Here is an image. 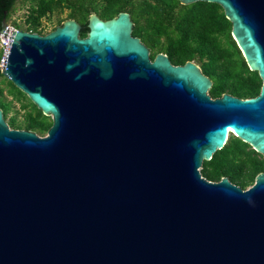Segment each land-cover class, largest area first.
Here are the masks:
<instances>
[{
  "label": "water",
  "instance_id": "water-1",
  "mask_svg": "<svg viewBox=\"0 0 264 264\" xmlns=\"http://www.w3.org/2000/svg\"><path fill=\"white\" fill-rule=\"evenodd\" d=\"M195 1L221 6L257 95L151 59L125 11L90 13L84 37L73 18L11 31L0 73L51 125L0 108V264H264V171L246 188L200 172L230 134L264 159V0Z\"/></svg>",
  "mask_w": 264,
  "mask_h": 264
},
{
  "label": "trees",
  "instance_id": "trees-1",
  "mask_svg": "<svg viewBox=\"0 0 264 264\" xmlns=\"http://www.w3.org/2000/svg\"><path fill=\"white\" fill-rule=\"evenodd\" d=\"M17 0H0V24L7 20ZM28 3L26 29L42 32V18L54 11L67 9V18L81 24L80 36L87 33V17L96 13L102 19L128 12L133 21L132 35L149 48L151 57L165 53L173 64L187 60L196 62L212 80L208 90L212 97L224 92L247 98L258 94L261 79L250 70L235 40L231 23L219 4L195 1L181 4L179 0H24ZM62 20L57 21L59 25ZM18 27V26H16ZM1 76V73H0ZM0 108L8 125L45 134L51 125L28 97L10 81H0ZM10 97V99L8 98ZM13 102L24 112L21 120L11 113ZM264 171V159L248 143L230 134L224 145L209 160H203L200 172L209 180L228 179L246 188L257 173Z\"/></svg>",
  "mask_w": 264,
  "mask_h": 264
},
{
  "label": "rangeland",
  "instance_id": "rangeland-1",
  "mask_svg": "<svg viewBox=\"0 0 264 264\" xmlns=\"http://www.w3.org/2000/svg\"><path fill=\"white\" fill-rule=\"evenodd\" d=\"M27 6L28 3L24 0H17L15 3L14 10L10 13L8 19L6 20L7 25H11L14 28L16 26L20 28H26L25 18L27 14ZM67 9L62 11H54L50 16H45L42 18V33L49 32L52 30L56 25L58 20H64L67 18ZM17 27V28H18ZM196 63V62H195ZM5 79L3 76H0V81ZM6 80V79H5ZM1 84V83H0ZM10 99V97H8ZM14 108L11 113L17 112V119L21 120L24 116V112L19 110V105L16 102H13ZM44 135V134H39Z\"/></svg>",
  "mask_w": 264,
  "mask_h": 264
},
{
  "label": "built area",
  "instance_id": "built-area-1",
  "mask_svg": "<svg viewBox=\"0 0 264 264\" xmlns=\"http://www.w3.org/2000/svg\"><path fill=\"white\" fill-rule=\"evenodd\" d=\"M15 28L11 25H8L6 34L0 33V72L3 66V60L6 52V48L9 42V36L10 32L14 30Z\"/></svg>",
  "mask_w": 264,
  "mask_h": 264
},
{
  "label": "flooded vegetation",
  "instance_id": "flooded-vegetation-1",
  "mask_svg": "<svg viewBox=\"0 0 264 264\" xmlns=\"http://www.w3.org/2000/svg\"><path fill=\"white\" fill-rule=\"evenodd\" d=\"M80 24V23H79ZM81 25V24H80ZM82 27V26H81ZM17 28V27H16ZM17 29H19V30H22V31H28V32H36V33H38V34H45V33H42V32H38V31H33V30H31V29H26V28H20V27H18ZM81 29V28H80ZM88 31V30H87ZM47 33V32H46ZM87 34V33H86ZM79 35H80V32H79ZM149 49V48H148ZM149 56H150V58L152 59L153 57H151V54H150V50H149ZM1 77H2V75H1Z\"/></svg>",
  "mask_w": 264,
  "mask_h": 264
},
{
  "label": "bare ground",
  "instance_id": "bare-ground-1",
  "mask_svg": "<svg viewBox=\"0 0 264 264\" xmlns=\"http://www.w3.org/2000/svg\"><path fill=\"white\" fill-rule=\"evenodd\" d=\"M11 33V32H10ZM10 34H8V36H9Z\"/></svg>",
  "mask_w": 264,
  "mask_h": 264
}]
</instances>
